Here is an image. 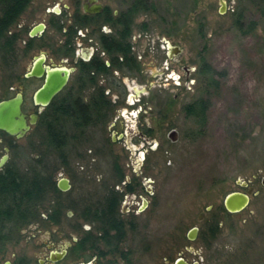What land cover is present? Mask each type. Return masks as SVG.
<instances>
[{"label": "rangeland", "instance_id": "obj_1", "mask_svg": "<svg viewBox=\"0 0 264 264\" xmlns=\"http://www.w3.org/2000/svg\"><path fill=\"white\" fill-rule=\"evenodd\" d=\"M72 1L61 3L72 11ZM99 1L121 14L135 0ZM143 1L153 9L138 12L131 30L134 53L150 65L142 82L130 77L124 83L131 95V90L146 87L145 80L153 82L144 91L150 111L142 120L149 134L145 139L134 134L139 127L128 115L133 107H124L128 125L112 136L110 162L101 157L90 160L86 151L95 146V137L88 148L71 140L63 151L65 164L49 152L46 168L54 183L59 177L68 180L70 188L63 197L69 202L99 191L101 183L94 176L112 174L113 164L128 180L143 181L135 191L147 201L146 208L136 211L140 205L136 197L124 215L129 224L122 239L128 251L126 264H173L177 258L185 264H264V187L259 184L264 178V0H224L222 14L217 0ZM56 2L35 0L33 7ZM238 13L240 28L235 26ZM142 24L147 32L137 37ZM161 41L177 47V62L160 52L153 61L145 55L163 48ZM201 60L214 72L216 82L204 90L197 75ZM184 66L188 79L181 70ZM157 71L161 81L149 77ZM196 100L205 105L202 118L184 113L185 106ZM170 132H175L173 141ZM36 137L34 132L32 139ZM232 192L246 195L248 204L238 213L227 214L222 203ZM77 206L75 211L62 209V218L67 217L58 230L44 225L42 215L38 225L25 226L17 245L6 246L0 264L12 260L11 255L31 257L41 248L40 241L51 235L76 238L69 225L78 220ZM214 223L217 232L210 236L207 228ZM82 226L87 230L89 225L83 222ZM191 228L197 231L189 241L186 235ZM29 235L34 238L27 240Z\"/></svg>", "mask_w": 264, "mask_h": 264}, {"label": "flooded vegetation", "instance_id": "obj_2", "mask_svg": "<svg viewBox=\"0 0 264 264\" xmlns=\"http://www.w3.org/2000/svg\"><path fill=\"white\" fill-rule=\"evenodd\" d=\"M219 1L224 2L225 7V1L217 0V4ZM34 2L35 0H28L16 15L7 16L5 13L8 10L4 0H0V103L19 96L20 113L28 126V130L21 138L0 131V159L6 158L0 164V213L4 212L3 208L8 207L9 203L15 202L13 192L10 197L8 190L2 189L8 188L18 177L20 151L27 152L30 144H33L32 134L37 129L40 114H43L49 123L52 103H57L61 112H66L67 106L70 104L71 108L74 104L76 127L70 123L69 130L74 129L78 146H91L95 137L98 138L95 146L86 151L92 156L91 161L96 160V157H101L103 162L111 161L113 153L111 144L114 142L112 136L114 133L119 135L123 125H128L124 118L127 114L124 107H133L132 114L128 115L139 127L138 131L135 128L134 134L145 139V134L150 132L142 118L146 111H150L144 103V91L153 82L147 83L145 80L146 87L138 88V91L131 90V95L127 94L128 90L124 83V80L130 77H138L142 82L146 75L144 70L150 65L141 63V57L134 53L135 37L131 29L135 16L131 17L129 7L122 12L124 15H121L122 13L116 14L99 0H73L72 11L70 6L62 4L61 0H57L52 6L41 8H34ZM218 6L220 8L219 4ZM145 28L146 24L140 25L137 37L146 34ZM161 42L163 48L159 46L155 51L145 52V55L153 61L157 59L156 53L160 52L167 60L177 62L179 55L177 47L165 41ZM38 62L42 73L36 78L29 74ZM52 69L66 70L68 77L50 102L39 110L34 104V94L42 86L47 70ZM181 70L185 79H188V68L184 66ZM157 72L149 77L161 81V73L158 72L157 75ZM32 115L36 116V121L29 125L28 119ZM67 128L66 122L64 129ZM104 134L105 138L102 137ZM20 140H25L24 144H20ZM111 170L113 173L110 175L94 176V181L101 184L98 186L99 191L92 193L91 197L79 196L76 197V202L66 201L63 196L69 189L64 192L57 189L60 177L54 183L57 193L46 194L44 205L45 203L47 205L41 213V218L44 225L53 226L54 230H58L62 220L67 217L65 214L62 218V209L75 211L76 205L80 206L77 213L79 221L76 220L75 224L69 225L70 233H74L76 238L65 235L60 239L51 235L40 241L41 248L31 255L32 258L26 254L11 255L12 260H4L1 264H126L128 251L123 248L122 239L114 238L115 231L111 229L107 231V236L101 239L102 235L98 229L106 228V220L110 218L106 214L114 213L111 218L118 224L116 231L121 229L124 233L129 225L125 222L124 215L128 208L135 204L133 200L136 197L140 200V205L135 206L137 212L146 208L147 201L137 196L135 191L142 180L138 183L128 180L117 167L116 170L120 174L115 175L114 164ZM108 180L111 182L108 183ZM259 184L264 187V178L260 179ZM117 185H121L123 189L118 190ZM53 210L59 215L57 223L54 224L47 220V214ZM81 212L94 214V227L88 224L87 230H84L82 224L86 222L83 221ZM4 224L6 228H11L16 226V221L12 219L10 225L8 222ZM33 224L38 225L32 223L28 226ZM2 229L3 223L0 219V230ZM85 235H89L90 238L84 239ZM33 238L34 235H29L27 240ZM18 242L15 239L4 243L0 240V258H3L7 245L15 247ZM58 242L60 244L57 247Z\"/></svg>", "mask_w": 264, "mask_h": 264}, {"label": "trees", "instance_id": "obj_3", "mask_svg": "<svg viewBox=\"0 0 264 264\" xmlns=\"http://www.w3.org/2000/svg\"><path fill=\"white\" fill-rule=\"evenodd\" d=\"M27 1L28 0H4L5 7L8 10L5 14L7 16L16 15L19 11H21V9H23ZM152 9L153 6L147 5V3L143 0H135L129 6L128 11L131 17H134L138 12H151ZM121 15L124 14L122 13ZM240 15L241 13H238L236 15L237 19L235 20V26L238 28H240V25L238 24L240 21ZM197 75L204 87L202 88L203 90L216 86V82L213 80L214 72L203 60L200 62ZM73 105L74 104H72L70 108L69 104L66 112H61L58 104L52 103L50 105L51 117L49 118V123L46 122L43 114L39 115L36 125L37 129L35 131L37 132V140H35L33 144H30L31 146L29 149L31 151H29L28 155L23 153V151H20L19 158L23 165L19 166L18 177L9 184L8 188L2 189V191L8 190L10 197L11 192H13L12 197L15 199L14 203H9L10 198H8V207H4V204V212L0 213V219L3 223V229L0 230V240H2L3 243L13 239L19 240L21 237L20 232L25 226L39 222V220H41L40 215L44 210L42 207H44L43 205L46 194L57 193V189L55 188L52 180V173L48 168H46V154L49 152L55 153L62 163L65 164L63 151L65 152V148L68 144H70V142H72L71 140L74 141L76 139L73 131L74 129L72 128V130H69L70 123H73V126L76 127V118L75 115H73ZM183 110L187 116L202 118L205 111V105L202 101L196 100L194 103L185 106ZM66 122L68 128L65 130L64 124H66ZM45 138L46 140H44ZM114 174L119 175L120 173L116 170ZM4 202L6 203V201ZM7 208H9L8 211H5ZM113 214L114 213H107L106 216L110 217L106 220L107 227L98 229L102 235L100 237L101 239L107 236V231L110 229L115 231L114 238L123 239V230L120 229L119 231H116L118 224L115 219L111 218L113 217ZM78 215L79 214H77V217H79ZM80 215L83 221L94 227V214L81 212ZM58 217L59 215L55 210L47 214V220L53 224L57 223ZM12 219L16 221V226L6 228L4 223L8 222L10 225ZM109 223H111V225ZM207 230L210 236L215 235L217 232L216 223L210 225ZM88 238H90L89 235L84 236V239Z\"/></svg>", "mask_w": 264, "mask_h": 264}, {"label": "water", "instance_id": "obj_4", "mask_svg": "<svg viewBox=\"0 0 264 264\" xmlns=\"http://www.w3.org/2000/svg\"><path fill=\"white\" fill-rule=\"evenodd\" d=\"M220 8L219 14H222L224 8V2L219 1ZM97 9L99 7H96ZM40 62L33 66L30 71V76L36 78L40 77ZM68 77V72L63 69L47 70L42 86L34 94V104L39 107V110L45 107L51 100V98L62 88ZM20 97L3 101L0 103V131L21 138L28 130V126L25 124V118L20 113ZM36 121V116L32 115L28 119V124L33 125ZM168 137L171 141L175 139V132H170ZM5 157L0 159V164L5 161ZM57 189L59 191H67L69 189L68 181L64 178H60L57 183ZM248 204V198L246 195L239 192H232L225 196L223 199V208L227 214H235L242 211ZM196 229L191 228L186 235L187 240L192 241L196 235ZM173 264H185L181 258H177Z\"/></svg>", "mask_w": 264, "mask_h": 264}]
</instances>
